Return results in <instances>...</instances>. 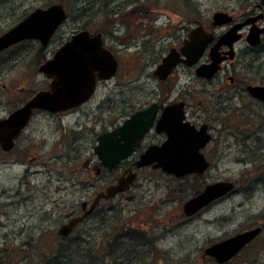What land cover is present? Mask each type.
<instances>
[{
  "label": "rangeland",
  "instance_id": "obj_1",
  "mask_svg": "<svg viewBox=\"0 0 264 264\" xmlns=\"http://www.w3.org/2000/svg\"><path fill=\"white\" fill-rule=\"evenodd\" d=\"M58 3L66 11L68 20L41 54L44 61L64 43L70 30L83 23L94 22L92 28L102 24L111 32L118 25L119 17L114 15H123L121 23L135 29L131 35L134 37L139 36V23L143 21L147 25L148 18V26L155 27L153 23L157 19L160 23L167 20L175 23L181 19L177 15L241 13L252 11L254 6L253 3L250 8L246 7L239 0H100V3L99 0H0V35L31 11ZM117 6L122 7H119L121 11ZM157 29H151L150 35L160 38ZM155 40L149 44L148 59L145 55L131 61V53L135 54L133 47L125 52L130 63L118 77V82L125 80L122 86H117L114 80L100 83L88 103L66 116L38 112L19 138V148L10 156L0 153V264H89V257L85 258L83 253L75 256V253L88 245L93 246L92 256L98 255L96 250L109 236L116 237L121 226L126 232H144V238L133 234V240H146L153 245L152 251L145 243V247L136 251H132L129 243L122 246V253L117 249L120 252L115 251V256L127 257L123 264H131L128 261L131 258L132 264H216L203 254L206 248L258 226L263 227V232L225 264H264V183L259 182L264 168L261 172L257 168L264 164H260L264 160L258 161L264 158V150L254 149L252 153L248 146H256L254 137H249L251 142L244 145L243 136L239 138L233 130L214 133L217 145L210 144L208 155L213 159L199 180L195 176L176 179L160 170L143 169L129 191L100 204L106 210V221L98 217L90 220L68 239L56 234L63 207L79 209L84 201L91 204L99 191L114 183L116 177L111 173L95 174L93 147L101 132L121 123L120 116H116L120 108L113 112L112 102L138 104L150 98L149 94L156 89L150 74L154 70L152 61L159 56L166 40L154 43ZM38 47L37 42L27 41L0 53V118H5L35 92L47 89L48 81L36 71L42 63L39 64L41 59L36 55ZM252 110L258 111L255 106ZM246 117L251 119L244 121L239 130L246 135L250 130L251 135L256 131L251 126L257 122L254 116L247 114ZM21 156L32 174L27 177L31 183L29 189L20 184L23 166L14 164ZM249 167L254 168L246 170ZM222 181L233 182L236 191L191 219L183 215V205L198 183L202 184L201 191L205 184ZM183 187L185 190L181 191ZM78 234L82 240L77 239ZM28 236L34 240H26ZM113 262L110 259L103 264ZM98 264H101L99 256Z\"/></svg>",
  "mask_w": 264,
  "mask_h": 264
},
{
  "label": "flooded vegetation",
  "instance_id": "obj_2",
  "mask_svg": "<svg viewBox=\"0 0 264 264\" xmlns=\"http://www.w3.org/2000/svg\"><path fill=\"white\" fill-rule=\"evenodd\" d=\"M119 7L117 6V10L121 11ZM260 13H262L263 15H258ZM231 14L232 15L230 24L222 27L213 26V15H177L181 17V19L179 21H176L175 23H170L169 20L160 23L159 19H157L153 23V26L155 27L148 26V24L150 23L148 18L147 25H144L143 21L142 23H139L138 26L140 27V30H138L139 33L136 32L139 36L134 37H132L131 35L135 29H133V27L129 26V24H126L125 22L121 23V18L123 17V15H114L116 17H119L117 22L118 25H115L117 26V28L113 29L114 31L112 30L111 32L107 30V26L102 24L92 28L91 24H93L94 22L83 23L70 30V35L64 41V43L69 41L72 35L81 31H87L91 35H101L103 46L109 52H111L117 63L115 73L110 79L114 80L117 86H122L125 83L124 79L118 82V77H120L121 71L126 66V64L130 63L128 55L125 52H127L131 47H133L135 54L131 53V57H133L131 61L139 60L145 55V57H147L148 59V50L151 40L154 41V39H156L154 43L160 42L161 40H166L165 47L160 52L156 60L152 61L154 70H152L150 74L152 79L155 80L156 89L149 94L150 98H147L146 101H143L138 104L120 100H116L111 103V105L114 107L112 110L113 112H115L117 108H120L119 114L116 116H120L121 123L114 126L109 131H113L119 126H121L122 123L128 118H130L134 113L145 110L151 107L152 105L156 106V113L153 120V125L150 130L144 135L143 139L140 141V145L135 148L133 153L128 158L121 161L115 168L108 169L104 167L99 161L98 157L93 152V155L96 158V162L93 167L95 174L99 176L103 172H107L115 175L116 177L114 183L108 184V186L117 184L119 178H121L122 176L126 178L128 175L135 174V180L127 190L129 191L138 179L140 172L143 169L160 170L154 169L152 168V166L138 169L136 168V163L150 147H160L167 140L168 136L166 133L157 132L156 130L157 123L162 118L163 113L167 109H169V114H167V118L171 122L170 126L172 128L177 127L174 121L175 116H178L179 114L183 117L181 121V124L183 125L182 128L189 130V127H191L197 133L201 132V129H204L206 131V134L209 136V141L201 150H199V153L203 155L204 159L209 164L211 162V159H213L209 158L210 156H208L211 152V150H209V146L210 144L212 146H214V144L217 145V143L215 142V132L218 135L220 132L224 133V131L233 130L234 134L238 135L239 138L243 136L242 143L244 145L251 142L249 137L253 136L256 140L254 142L256 146H248L250 151L253 153L254 149H257L258 152L264 150V101L253 98L248 91L249 87H264V33L260 35L259 43L255 46L249 45L246 41V37L249 34L250 28L253 27V24L260 29L264 28V7H259V4L256 3L255 9H253L252 11H245L241 13L235 12ZM256 18H258V20L252 23L251 21ZM67 20L68 15H66V20L63 25L66 24ZM247 21L249 22V24L242 27L234 34V36H239V39L237 41L230 42V40L226 39L225 43L221 42V38L225 33H227L233 27ZM162 26H164V28L161 29L160 27ZM173 26L176 28L175 31H169L171 28H174ZM154 28H159L157 30L161 34V37L164 38H156L153 35H150L151 29ZM197 28H200V32L196 34V41L198 43L204 42L206 36L209 34L213 35V40L206 44L197 62L192 66H188V64H185L183 61H189L190 59L193 60L196 54V50L194 49L196 45H192V40L190 44L189 35L192 31L196 30ZM132 29L133 31H131ZM57 32L58 30L56 31V33ZM117 32H122L123 34L116 35L115 33ZM56 33L53 35V37L56 35ZM53 37L51 38V40L53 39ZM51 40L49 41V44ZM40 47L43 51H45L47 48V46ZM170 52H173L174 55H176L178 62L171 71V73L168 74V76H166L164 79H158L157 77H155L154 71L156 67L161 63V61ZM54 53L51 55L50 59H52ZM132 54L134 55L132 56ZM139 55L141 56L139 57ZM219 60L220 62L216 64L217 71L211 74L210 77L198 76L196 74V70L199 67L212 65L214 64V62H217ZM45 61H43L37 67L36 71L38 73L39 67ZM135 63L137 62L133 61V64ZM126 75H129V70L126 71ZM47 81L49 83L48 79ZM102 82L105 81H97L96 91L98 89L99 84ZM195 84L199 85V87H194ZM25 102H23L20 106H22ZM253 106L257 108V112H254L252 110ZM78 108L70 109L66 112H60L52 116H66ZM38 112L41 113L42 111L35 110L33 112V116L29 120V123L37 115ZM247 114H249V116H254L253 120L257 122V124L253 123V125L251 126L256 128V131L251 135H249L251 133L250 130L248 131V135H246L245 131L239 130V126L243 125L245 123L244 121L251 119L246 117ZM113 120L114 122L117 121L116 118ZM23 131L18 136L15 141L14 147L9 152H4L0 147V153L3 155L10 156V153H13L14 150H17L19 148L18 141H20L19 138L23 134ZM109 131L107 130L101 132L100 134ZM214 153L215 152H212L213 157ZM222 153L223 151L221 150V154ZM23 159L24 156H21V160H15L14 164L16 166H23L24 175L21 177L20 184L25 185V188L29 189L31 183L28 182L27 177L28 175L32 174H30L29 166L25 165ZM260 160H264V158L258 159V161ZM242 162L245 161L242 160ZM262 163H264V161L260 164ZM84 165H86V163H84ZM262 166L264 168V164L259 167L257 166L258 169H261H259L260 172L262 171ZM263 175H261V178H259V182L261 183H264V180L262 178ZM108 186H106L104 190ZM99 192H102V190ZM122 194H124V192L107 200L100 199L92 210H90L92 202L91 204H88V202L86 201L83 202L85 203L84 206L83 203L80 204L79 209L63 207L62 214L60 217L61 225L58 227V229L61 226L68 224L72 219L79 218L86 212L88 213L84 217V219L79 222L76 226H74L73 229L67 235L60 237L64 239L70 238L77 231L78 228L84 226L88 221L93 220L95 218H101V221H106V219H108V217L105 218L106 210L101 209L100 204L102 202L113 200ZM197 194H193L192 196H190V198L194 197ZM24 218H26V216ZM191 218L192 216H190L189 219ZM81 232L84 233V231L82 230ZM77 239L82 240V236L78 234ZM26 240L33 241L34 237L28 236Z\"/></svg>",
  "mask_w": 264,
  "mask_h": 264
},
{
  "label": "water",
  "instance_id": "obj_3",
  "mask_svg": "<svg viewBox=\"0 0 264 264\" xmlns=\"http://www.w3.org/2000/svg\"><path fill=\"white\" fill-rule=\"evenodd\" d=\"M259 7H264V0H259ZM66 15L61 4H53L44 9L37 8L31 11L11 29L0 35V53L20 42L29 40L37 41L42 47H46L57 29L65 22ZM257 20L258 18L251 22ZM230 22L231 15L228 13L215 12L212 16L214 27L226 26ZM248 24L247 21L233 27L223 35L221 42L225 43L226 39L230 42L237 41L239 36H234V34ZM199 32L200 28H197L189 35L190 44L192 40V45H196L194 48L196 54L193 60L183 61L188 66L197 62L206 44L213 40V35L209 34L204 42L198 43L196 34ZM262 33H264V28L260 29L253 24L246 37L247 43L251 46L257 45ZM177 62L176 55L170 52L156 67L155 77L164 79L171 73ZM219 62L220 60L212 65L199 67L196 74L210 77L217 71L216 64ZM116 66V60L111 52L103 46L100 34L91 35L87 31H81L72 35L71 39L54 53L52 59L44 62L38 69L50 81L48 89L37 92L8 117L0 119L1 149L4 152H9L14 147L17 137L28 124L34 110L56 114L82 105L93 95L97 78L102 81L109 80L115 73ZM248 91L253 98L264 101V87H249ZM155 110L156 106L152 105L145 110L138 111L115 130L102 133L97 137L93 152L104 167L113 169L133 153L152 127ZM168 110H165L156 125L157 132L167 134V140L160 147H150L137 161L136 168L152 166V168L160 169L163 173L175 178L191 174L202 175L209 168V163L199 153V150L207 144L209 136L204 129L197 133L191 127L189 130L182 128L183 117L179 114L175 116L174 121L177 127L172 128L171 122L167 118ZM135 177V174L128 175L126 178L122 176L116 185H111L103 192L98 193L90 210L100 199L107 200L127 191ZM233 191L234 184L232 182L222 181L208 184L199 194L184 203L182 213L188 217L193 216ZM87 213L61 226L57 234L59 236L67 235L74 226L84 219ZM261 231V227H255L238 233L212 244L204 250L203 254L212 258L216 264L227 263L253 241Z\"/></svg>",
  "mask_w": 264,
  "mask_h": 264
},
{
  "label": "trees",
  "instance_id": "obj_4",
  "mask_svg": "<svg viewBox=\"0 0 264 264\" xmlns=\"http://www.w3.org/2000/svg\"><path fill=\"white\" fill-rule=\"evenodd\" d=\"M239 2L240 3L242 2V4L244 6L249 7V8L251 7V4L254 3V6L252 8L255 9V5L257 3V0H239ZM135 11L136 10L134 9L132 12H135ZM247 12H249V10H247ZM38 48L39 49H38L36 55H37V57L39 59H41V60H39L40 61L39 64H40L41 62L44 61V57L41 56V54H43V50L41 49L40 46ZM197 178L199 180L200 177L197 176ZM198 184L199 185H196L193 194H197V193L200 192V186L202 184H200V183H198ZM180 190L181 191H184L185 189L183 187ZM118 229H119V231L117 230L118 233H117V236L116 237H112L111 238V236H109V238H106L104 245L99 244L101 246H100V248L98 247L99 249L96 250V252H97L98 255L95 254L94 256H92L91 251L93 249V246L86 245L85 246V249H83V250L75 253L76 254L75 256H77V255L80 256L79 254L80 253H83V256L85 258L89 257V259L91 260V263H89V264H98V256H99V261H100L101 264H103V262L105 260H108L109 261L110 259L114 261L113 262L114 264H123L122 263L123 260L127 259V257L122 256V255H116L115 256V251L117 252V254H119L120 251L122 253V251H123L122 250L123 249L122 246H125V244H127V243H129L130 245H132V251H136L140 247H145L144 246V243L145 244H148L151 247L150 250L152 251L153 245L150 244L151 242L149 243V241H146V240H142V242H140V241L137 242V241L133 240V238H132L133 234H135L137 237L139 236V237L144 238L145 237V233L144 232L143 233L142 232H138L137 233L136 230H133L132 232H126V231H124L125 229L123 228V226H121ZM112 231L114 232V229L113 228H112ZM99 245H97V246H99ZM115 246H116V248H113ZM117 249H119L120 251L118 252ZM152 254L153 253L151 252L150 255H152ZM1 255L2 254L0 252V258H1ZM71 255H74V254H71ZM131 259H128V261L132 264L133 262H131ZM0 263H2V262H0Z\"/></svg>",
  "mask_w": 264,
  "mask_h": 264
},
{
  "label": "bare ground",
  "instance_id": "obj_5",
  "mask_svg": "<svg viewBox=\"0 0 264 264\" xmlns=\"http://www.w3.org/2000/svg\"><path fill=\"white\" fill-rule=\"evenodd\" d=\"M243 163L245 164V162H243ZM253 168H254V167H249V169H246V170H248V171H249L250 169L252 170Z\"/></svg>",
  "mask_w": 264,
  "mask_h": 264
}]
</instances>
